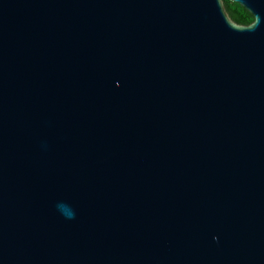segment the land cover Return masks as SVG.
Listing matches in <instances>:
<instances>
[{
	"label": "water",
	"instance_id": "water-1",
	"mask_svg": "<svg viewBox=\"0 0 264 264\" xmlns=\"http://www.w3.org/2000/svg\"><path fill=\"white\" fill-rule=\"evenodd\" d=\"M230 1L257 22L0 0V264H264V0Z\"/></svg>",
	"mask_w": 264,
	"mask_h": 264
},
{
	"label": "trees",
	"instance_id": "trees-1",
	"mask_svg": "<svg viewBox=\"0 0 264 264\" xmlns=\"http://www.w3.org/2000/svg\"><path fill=\"white\" fill-rule=\"evenodd\" d=\"M225 6L231 18L241 25H249L253 22V15L241 4L225 0Z\"/></svg>",
	"mask_w": 264,
	"mask_h": 264
},
{
	"label": "snow or ice",
	"instance_id": "snow-or-ice-1",
	"mask_svg": "<svg viewBox=\"0 0 264 264\" xmlns=\"http://www.w3.org/2000/svg\"><path fill=\"white\" fill-rule=\"evenodd\" d=\"M257 20H258V17H257V15H254V16H253V21H254V23H256V22H257ZM254 23H253V24H254ZM253 24H252V25H253Z\"/></svg>",
	"mask_w": 264,
	"mask_h": 264
}]
</instances>
